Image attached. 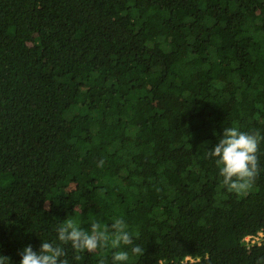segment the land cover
<instances>
[{
	"label": "trees",
	"instance_id": "trees-1",
	"mask_svg": "<svg viewBox=\"0 0 264 264\" xmlns=\"http://www.w3.org/2000/svg\"><path fill=\"white\" fill-rule=\"evenodd\" d=\"M225 127L264 135V0H0L11 264L42 240L69 264H112L110 241L77 252L56 228L116 218L144 249L122 245L127 264H257L264 241L242 237L264 230V140L251 188L229 192L204 155Z\"/></svg>",
	"mask_w": 264,
	"mask_h": 264
},
{
	"label": "clouds",
	"instance_id": "clouds-1",
	"mask_svg": "<svg viewBox=\"0 0 264 264\" xmlns=\"http://www.w3.org/2000/svg\"><path fill=\"white\" fill-rule=\"evenodd\" d=\"M264 135L259 131H241L237 127H225L222 137L204 155L206 158H215L219 175L223 178L222 185L229 192L241 194L249 190L259 174L258 151ZM104 161L98 162L103 167ZM57 239L62 244H71L77 252H95L99 247L108 246L115 249L112 253V264H127L129 252L121 250V246H131V254L139 257L144 249L134 244L133 235L123 218H116L110 226L101 229L98 222H92L90 230L78 226L73 219L64 220L57 228ZM21 257L19 264H69L65 259V250L55 242L42 240L38 251H34L31 244L18 251ZM264 257L257 260L261 264ZM0 264H11L8 256L0 254ZM98 264H105L103 258Z\"/></svg>",
	"mask_w": 264,
	"mask_h": 264
},
{
	"label": "built area",
	"instance_id": "built-area-1",
	"mask_svg": "<svg viewBox=\"0 0 264 264\" xmlns=\"http://www.w3.org/2000/svg\"><path fill=\"white\" fill-rule=\"evenodd\" d=\"M263 241H264V230L263 229H259L258 231L254 233H249L242 237V243L247 249L255 244H260ZM187 260L192 261L194 260V258H192L191 256H186L183 262ZM160 264H162V262Z\"/></svg>",
	"mask_w": 264,
	"mask_h": 264
}]
</instances>
